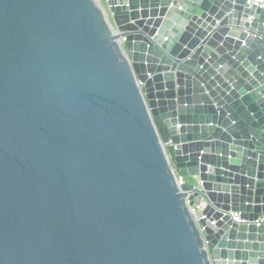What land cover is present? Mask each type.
<instances>
[{"label": "water", "instance_id": "1", "mask_svg": "<svg viewBox=\"0 0 264 264\" xmlns=\"http://www.w3.org/2000/svg\"><path fill=\"white\" fill-rule=\"evenodd\" d=\"M105 1L0 0V264H264L263 10Z\"/></svg>", "mask_w": 264, "mask_h": 264}, {"label": "built area", "instance_id": "2", "mask_svg": "<svg viewBox=\"0 0 264 264\" xmlns=\"http://www.w3.org/2000/svg\"><path fill=\"white\" fill-rule=\"evenodd\" d=\"M246 6L247 7H250V8L251 7H256V8H259V9H262L263 10V12H262V14H263V21H262V23H263V27H264V0H246ZM172 145H173V142H172V140L170 138H168V139H166L164 141V146H165V148L167 150V153H168L169 157H171V155H170V153L168 151V148L170 146H172ZM176 175H177V181H178V184L179 185H181L182 183L185 182V176L184 175H180L178 173ZM191 209H192V213H194L195 212V209L194 208H191ZM233 217H234V219L236 221H243L241 219V217H240V213L239 212H233ZM262 220H263V218L260 217L258 220H256V223L259 224V222L262 221Z\"/></svg>", "mask_w": 264, "mask_h": 264}, {"label": "trees", "instance_id": "3", "mask_svg": "<svg viewBox=\"0 0 264 264\" xmlns=\"http://www.w3.org/2000/svg\"><path fill=\"white\" fill-rule=\"evenodd\" d=\"M160 132L162 133V136L166 137L167 136V132L166 129L163 127H160Z\"/></svg>", "mask_w": 264, "mask_h": 264}, {"label": "rangeland", "instance_id": "4", "mask_svg": "<svg viewBox=\"0 0 264 264\" xmlns=\"http://www.w3.org/2000/svg\"><path fill=\"white\" fill-rule=\"evenodd\" d=\"M101 4L106 7V1L105 0H101Z\"/></svg>", "mask_w": 264, "mask_h": 264}, {"label": "crops", "instance_id": "5", "mask_svg": "<svg viewBox=\"0 0 264 264\" xmlns=\"http://www.w3.org/2000/svg\"><path fill=\"white\" fill-rule=\"evenodd\" d=\"M166 132H167V129H166ZM183 175L186 177V179L188 178V175H187V173L185 171L183 172Z\"/></svg>", "mask_w": 264, "mask_h": 264}]
</instances>
